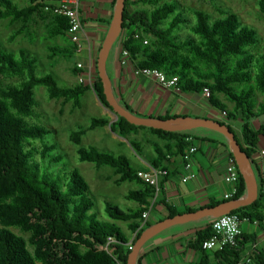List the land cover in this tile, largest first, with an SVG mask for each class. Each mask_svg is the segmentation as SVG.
Wrapping results in <instances>:
<instances>
[{
	"label": "trees",
	"instance_id": "1",
	"mask_svg": "<svg viewBox=\"0 0 264 264\" xmlns=\"http://www.w3.org/2000/svg\"><path fill=\"white\" fill-rule=\"evenodd\" d=\"M59 1L31 0L28 7L21 8L13 0H0V21L22 24L15 39L31 33L37 16H46L51 39H67L69 20L45 11L49 3ZM131 6L137 9L131 10ZM259 8L264 15V0L259 1ZM219 12L223 17L214 19L204 11L186 9L177 0H127L122 29L126 32L124 50L129 52L137 69H157L169 78L178 77L183 92L201 93L209 89L213 107L226 113L229 121L242 123L241 139L227 126L252 161L264 137V125L258 128L253 125L256 119L264 116V104L258 107L255 94V90H259L264 95V55L258 56L252 51L260 45L261 37L256 29L243 25L238 15L226 9H219ZM49 49L54 57L65 54L73 58L77 47L53 46ZM37 63V59L31 58L26 51L17 55L0 49V78H19L17 85H8L0 92V264H128L130 239L116 222L128 223L137 241L152 226L147 221L146 228H141L144 214L150 211L152 203L163 191L160 190L157 199V190L138 177L139 170L133 168L127 156H115L96 147L85 148L82 144L84 136L97 128L110 126L114 134L124 139L147 128L132 125L122 117L112 124L108 119L95 118L89 128L71 134L70 141L79 147L82 163L93 164L98 170L104 167L114 170L119 177L118 185L140 182V189L131 191L128 196L138 204L137 209L125 212L108 202L106 214L112 222L99 221L92 213L95 202L89 194V185L79 171L72 172L63 186L52 184L41 174L39 164L33 162L38 152L32 143L45 140L50 131L28 123L25 118L36 114L38 104L34 89L40 86L49 89L51 99L64 98L77 105L79 99L92 89L101 104L113 111L107 102L104 84L99 77L92 87L78 84L74 88H61L52 75L36 76ZM74 73H79L77 67ZM222 97L234 105L232 110H228ZM150 130L166 142L165 146H155L157 156L149 162L154 169L167 170L172 158H183L185 151L193 145L187 141L190 136L186 133ZM131 146L136 152L140 147L138 143ZM53 149L45 145L42 157L46 159ZM59 160V157L55 158L56 163ZM237 189L232 201L247 195L241 173ZM228 202L231 200H213L206 208ZM162 203L169 213L168 218L182 214L165 201ZM193 212L196 211H185ZM232 214L257 223L264 232V191L259 190L258 200L253 205ZM11 227H21L32 233L34 255L25 240L9 230ZM213 235L211 223L197 233L198 242L194 247L202 250L204 242ZM110 237L117 243L107 251L104 248ZM257 239V234L245 231L237 247L211 253L217 264H240ZM80 248L85 252L81 253ZM251 253V264H264V247Z\"/></svg>",
	"mask_w": 264,
	"mask_h": 264
},
{
	"label": "crops",
	"instance_id": "2",
	"mask_svg": "<svg viewBox=\"0 0 264 264\" xmlns=\"http://www.w3.org/2000/svg\"><path fill=\"white\" fill-rule=\"evenodd\" d=\"M117 3L118 0H81V16L85 29L81 34L82 52L74 56L77 57L76 67L78 68V64L81 63L84 70H79L76 74L78 81L81 76L86 77L87 81L91 78L93 85L98 81V60L112 27ZM125 36L126 32L122 30L106 63V74L111 83V91L120 106L141 119L167 120V117H170L169 120L193 118L218 121L229 125L241 139L242 123L229 121L223 116V112L213 107L203 92L186 93L182 90L166 89L156 80L138 75L135 64L123 57ZM67 40L71 44L68 38ZM79 84H81L80 81ZM86 94L94 95L95 106L103 109L104 117L102 118L110 120L111 124L117 121L114 112L101 104L92 89H89ZM222 101L228 110L233 109L232 103L224 98ZM233 122L239 123L235 125ZM150 129L140 130L134 136L154 135L159 138L157 145L165 146L166 142ZM183 133L192 138L193 146L198 149L193 157V167L187 170L186 163L181 157L171 159L167 168L169 176L161 182L163 193L152 203L150 213L147 212L149 213L148 222L152 226L169 219V213L163 201L182 214H187L185 211L189 209L196 212L206 209L213 200L223 201L225 195L232 194L233 186L225 182L227 167L233 155L228 138L216 130L207 128H196ZM262 150H264V137L261 138L257 152L250 161L253 179L259 186V190L264 191ZM156 156L157 154L154 158ZM138 163L139 172L152 168L149 162L142 159H139ZM193 174L196 177L185 183L184 179ZM213 221V218H203L156 234L140 249L137 264H217L212 251H206L204 254L203 248L198 250L194 247L198 242L197 233L205 230ZM245 231L248 234H257V242L261 246L264 234L258 225H245ZM128 237L130 241L127 247L134 246L136 234L131 233Z\"/></svg>",
	"mask_w": 264,
	"mask_h": 264
},
{
	"label": "rangeland",
	"instance_id": "3",
	"mask_svg": "<svg viewBox=\"0 0 264 264\" xmlns=\"http://www.w3.org/2000/svg\"><path fill=\"white\" fill-rule=\"evenodd\" d=\"M13 1L21 8H26L31 4V0ZM177 1L186 7V9L204 11L214 19L223 17L219 9H226L238 15L243 25L258 31L261 43L256 48H253L252 51L258 56L264 55V15L259 8L260 0ZM130 9L135 10L137 8L131 6ZM45 15L43 14V16ZM45 17L37 16L35 18V25L30 30L31 33H24L15 39L14 35L22 27V24H12L10 20L0 21V49L17 55H19L20 51H26L31 55V58H35L38 61L36 69V76L38 78L52 75L61 88H74L79 84L77 75L74 73L77 57L69 58L65 54H60L58 57L52 55L50 47L63 46L68 48L72 45L63 37L51 39L49 35L51 31L50 22H47L44 19ZM255 72L253 70V75L256 74ZM18 83L19 78L17 77H1L0 92L8 87V85H17ZM255 94L259 107V105L264 104V95L259 90H255ZM34 95L39 106L36 109V116L34 115L31 118L25 119L30 124L35 123V125L44 127L50 131L45 140L32 143V147L38 152L33 162L39 164L41 174L47 176L52 184L63 186L67 183V179L72 172L75 170L79 171L89 185V194L95 202L92 213L96 215L99 221L112 222L106 214L108 202L125 212L137 209L138 204L129 200L128 196L131 191L140 189V182L136 180L118 185L117 180L119 177L115 175L114 170L108 167L98 170L93 164L82 163L78 154L79 147L70 141L73 132L79 129H87L90 127L93 119L104 117L103 109L96 107L94 104V95L86 94L79 99L78 105L75 101H67L64 98L51 99L49 89L44 86L35 88ZM222 98L227 100L225 97ZM258 110L256 109V111ZM233 123L236 125L239 122ZM253 125L256 128L264 125V116L256 119ZM234 129L236 130V127ZM139 136L135 137L132 135L124 139L114 134L110 126H108L89 131L83 138L82 146L85 148L96 147L104 153H110L115 156L125 155L130 159L133 168L138 169L139 159L146 162L152 161L156 154L155 145H157L159 140L154 135L146 134L144 137ZM133 143H138L140 146L137 152L131 146ZM45 145L54 148L46 155V159L42 157V149ZM56 157L60 158L58 163L55 162ZM116 224L121 227L127 236H130L132 231L128 223L116 222ZM9 230L16 236L23 238L31 254H35V248L31 243V232H25L21 227H11ZM263 240L259 248L264 247ZM80 252L84 253L85 249L80 248ZM37 264L42 263L39 262Z\"/></svg>",
	"mask_w": 264,
	"mask_h": 264
},
{
	"label": "water",
	"instance_id": "4",
	"mask_svg": "<svg viewBox=\"0 0 264 264\" xmlns=\"http://www.w3.org/2000/svg\"><path fill=\"white\" fill-rule=\"evenodd\" d=\"M127 0H118L115 16L113 19L112 27L100 52L98 60V72L104 84V92L107 98V102L113 108L114 114L126 119L130 124L138 127H146L156 130H163L168 132H186L196 128H207L220 132L228 138L230 147L237 163L239 171L246 183L248 190L247 195L239 200L231 201L214 208H206L194 213H187L178 215L175 218H169L154 226L147 228L136 241L133 251L129 255L128 264H137L139 251L142 246L156 234L179 225L191 223L203 218L217 219L226 215L232 214L234 211L244 207L253 205L259 197V186L253 179V174L250 167V159L243 152L242 146L236 139L235 133H233L227 125H222L218 121L214 120H200L193 118L171 119V120H148L141 119L128 110L124 109L118 104L113 97L111 91V83L106 74V63L111 49L123 29L124 13L126 10Z\"/></svg>",
	"mask_w": 264,
	"mask_h": 264
},
{
	"label": "built area",
	"instance_id": "5",
	"mask_svg": "<svg viewBox=\"0 0 264 264\" xmlns=\"http://www.w3.org/2000/svg\"><path fill=\"white\" fill-rule=\"evenodd\" d=\"M130 2H134L136 0H129ZM45 11L48 13H52L57 16L65 17L69 20V29L67 31V38L70 40L72 44L77 46L76 53L79 55L82 50L80 47L81 42V34L84 32L85 25L83 22V18L81 16V0H60L57 3H49ZM123 57L126 59H130V54L128 51L123 50L122 52ZM79 70H84L83 64H78ZM136 73L141 76H145L147 78H152L153 80H156L159 82L160 85H162L166 89H176L180 90L179 87V78L178 77H172L169 78L166 74L163 72L157 70V69H137ZM84 76H81L79 78V81L81 84H90L89 86H93V83L91 82V78L89 81ZM204 95L209 99L211 96V92L209 89L204 90ZM224 117H227L226 113H223ZM188 142H192V138L189 137L187 139ZM198 149L195 146H191L188 150L185 151L183 160L186 163V169L191 170L193 167V157L196 155ZM261 156L264 159V150L261 151ZM169 175L167 170H161V169H149L148 171H140L138 173V177L145 183L149 184L150 186L154 187L157 190L156 198L158 199L160 195L161 190V182L164 178H166ZM196 175L193 174L192 176L184 179V182H188L191 178H195ZM240 181V173L239 168L237 166V163L234 158H232L228 164L227 172L225 176V182L231 186H233L232 194L225 195V200L229 201L234 198V196L237 194V186ZM150 213V212H149ZM149 213L144 214V222L142 224L141 228H146L147 221L149 219ZM252 224L250 220L243 219L238 215L230 214L223 217H219L217 219H214L213 221V230L214 235L211 239L204 242L203 249L205 251H223L226 248H234L237 247L239 240L242 239V236L244 234V226ZM255 225H258L255 223ZM117 241L115 238L110 237L108 239V244L104 248L105 250H109V247L111 245L116 244ZM259 243L257 242L252 246V250H256V248H259ZM134 246L129 245L128 249L132 252ZM252 250H249L246 252L245 259L240 264H251L252 263V256L251 252Z\"/></svg>",
	"mask_w": 264,
	"mask_h": 264
}]
</instances>
